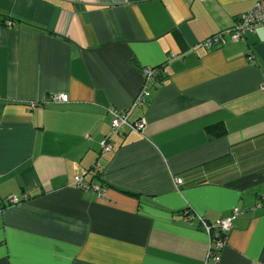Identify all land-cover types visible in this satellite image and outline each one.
<instances>
[{"label":"crops","instance_id":"1","mask_svg":"<svg viewBox=\"0 0 264 264\" xmlns=\"http://www.w3.org/2000/svg\"><path fill=\"white\" fill-rule=\"evenodd\" d=\"M255 2L0 0V264H204L187 208L244 211L220 264H264V27L202 45ZM144 67L165 68L129 118L145 128L102 153Z\"/></svg>","mask_w":264,"mask_h":264},{"label":"built area","instance_id":"2","mask_svg":"<svg viewBox=\"0 0 264 264\" xmlns=\"http://www.w3.org/2000/svg\"><path fill=\"white\" fill-rule=\"evenodd\" d=\"M201 2L207 0H199ZM264 27V0H256L254 8L249 13L243 14L237 20L235 26L232 29H228L212 35L207 38L202 45L207 49H213L219 46H224L229 43H238L246 39L248 34H256L257 31ZM174 56H171L172 59ZM165 73V68H153L144 67L142 69L143 82L139 93L137 94L131 108L127 111H119L115 108H108L107 112L112 118L111 134L101 142L102 153H110L114 149L113 138L119 134L123 128H127L130 131L143 132L145 128V120H139L136 122L130 121V115L136 108H143L150 100L152 91L155 84L160 79L161 75ZM264 91V86H263ZM69 101L68 95H57L49 99V103H67ZM38 104H30L31 108H36ZM96 171L101 172L102 169L98 166ZM177 186L183 184L181 178H175ZM73 185L75 188L82 191H94L99 197H105L106 189L100 184H93L87 181L82 176H76L74 178ZM8 204H14L18 202L16 197L10 198ZM1 205V204H0ZM244 211L237 208L233 211V214L223 220H219L215 223H210L205 217L194 212L191 208H187L182 211V217L187 223L198 221L202 229L209 235L210 243L208 248L207 257L204 264H220L222 251L228 245L229 234L233 229V225L238 216L243 215Z\"/></svg>","mask_w":264,"mask_h":264},{"label":"trees","instance_id":"3","mask_svg":"<svg viewBox=\"0 0 264 264\" xmlns=\"http://www.w3.org/2000/svg\"><path fill=\"white\" fill-rule=\"evenodd\" d=\"M219 136V135H218ZM99 176V175H98ZM101 179V178H100Z\"/></svg>","mask_w":264,"mask_h":264}]
</instances>
